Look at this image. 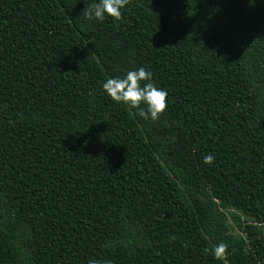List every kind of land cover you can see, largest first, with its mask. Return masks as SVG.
I'll return each mask as SVG.
<instances>
[{"label": "trees", "instance_id": "obj_1", "mask_svg": "<svg viewBox=\"0 0 264 264\" xmlns=\"http://www.w3.org/2000/svg\"><path fill=\"white\" fill-rule=\"evenodd\" d=\"M96 2L0 0V264H264V0Z\"/></svg>", "mask_w": 264, "mask_h": 264}, {"label": "clouds", "instance_id": "obj_2", "mask_svg": "<svg viewBox=\"0 0 264 264\" xmlns=\"http://www.w3.org/2000/svg\"><path fill=\"white\" fill-rule=\"evenodd\" d=\"M127 0H98L94 3L88 15L96 20L103 21L106 17L119 19ZM104 93L114 102L125 104L137 109L136 115L144 120H157L167 108L168 93L152 82V73L143 67L127 71L122 77H109L102 83ZM215 157L207 154L203 157V163L211 164ZM228 245L223 241L211 248L214 258H220L226 253ZM89 264H96L95 260Z\"/></svg>", "mask_w": 264, "mask_h": 264}, {"label": "rangeland", "instance_id": "obj_3", "mask_svg": "<svg viewBox=\"0 0 264 264\" xmlns=\"http://www.w3.org/2000/svg\"><path fill=\"white\" fill-rule=\"evenodd\" d=\"M241 220H247L246 217H244L243 215H240ZM230 223L233 225V227L237 230V228L234 226V220L232 219V217H230ZM263 231H264V227H263Z\"/></svg>", "mask_w": 264, "mask_h": 264}]
</instances>
